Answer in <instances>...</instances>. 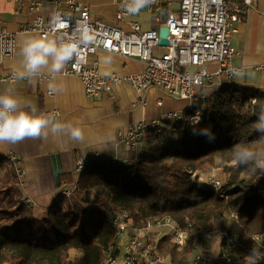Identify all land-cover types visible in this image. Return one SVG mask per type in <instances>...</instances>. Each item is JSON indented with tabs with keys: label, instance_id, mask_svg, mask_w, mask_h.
Instances as JSON below:
<instances>
[{
	"label": "trees",
	"instance_id": "obj_1",
	"mask_svg": "<svg viewBox=\"0 0 264 264\" xmlns=\"http://www.w3.org/2000/svg\"><path fill=\"white\" fill-rule=\"evenodd\" d=\"M211 88L200 103V122L193 123L185 113L149 130L142 139L140 159L132 165L90 162L79 179V190L59 197L42 217L37 208L6 206L7 191L19 179L14 163L1 158L0 264H103L115 240L105 214L124 210L139 225L168 215L186 231L182 248L168 237L158 242L159 251L175 264L204 253L200 247L210 241L203 233L214 228L237 236L235 264L247 261L257 237H264V140L256 131L264 90L238 83ZM193 129H208L214 142L194 135ZM237 144L259 153L258 158L234 165ZM208 167L224 173L226 197L201 178ZM65 179L62 184L75 180L73 174ZM19 212L24 217L15 218ZM73 250L81 254L72 256Z\"/></svg>",
	"mask_w": 264,
	"mask_h": 264
},
{
	"label": "built area",
	"instance_id": "obj_2",
	"mask_svg": "<svg viewBox=\"0 0 264 264\" xmlns=\"http://www.w3.org/2000/svg\"><path fill=\"white\" fill-rule=\"evenodd\" d=\"M19 1L22 3L30 1L33 10L43 4L40 0ZM56 2L59 6L56 13H60L68 20V28L54 32L51 20L46 21L42 15H39L33 23L24 25L21 29L36 32L39 35L58 36L67 32L78 36L79 29L84 26L90 27L94 37L92 43L81 45L82 58H74L67 63L64 70L66 74L81 78L88 96L111 91L113 84L130 81L138 92L157 86L171 96L188 101L184 112L173 111L152 121L134 122L119 132V143L130 147L138 155H140L142 139L149 130L160 129L164 122L181 119L185 113H190L193 123L200 122L202 120L200 103L207 97L209 89L235 83V79L245 72L243 66L233 63V57L237 51L232 45V33L235 30V23L243 18V9L254 7L257 0H180L179 10L170 12L165 23L169 29L167 46L159 44L160 35L157 28H144L136 22L129 29H123L105 21L93 19L90 8L78 0H66L67 11L62 10L64 1L56 0ZM148 6L154 12H158L161 9L160 0H153ZM124 14H126L125 8L118 17L122 19ZM16 49L15 35L6 27L0 26V67L5 57H13L16 54ZM98 50L137 57L145 62V68L141 72L127 76L118 73L102 74L96 66L89 65V57ZM212 65L216 67L212 69ZM259 68H264V65ZM17 73V71L0 73V79L15 81ZM158 104L162 105L163 99L159 98ZM138 155L129 165L139 161ZM6 158L16 166L20 182L23 171L18 165V156L10 153ZM261 164L264 176V156ZM86 166V162L79 159L74 172L82 175ZM201 178L205 179L221 196L226 197L222 192L224 182L221 178L215 174L206 177L203 175ZM78 190L79 182L67 183L62 187L61 194L71 197ZM11 192L12 190L7 191V194ZM22 203L27 207L33 205L29 198L24 199ZM105 219L113 226L115 240L108 247L103 264H175L169 256L159 251L157 246L159 240L168 237L180 248L186 245V231L180 229L168 215L150 219L142 225L135 223L127 210L107 212ZM203 236L210 242L220 241L217 258L198 252L179 264L236 263L234 248L238 245L237 236L218 228L204 232ZM258 239L260 237L256 240ZM261 241L259 251L264 254V240ZM240 264H247V261ZM258 264H264V258H260Z\"/></svg>",
	"mask_w": 264,
	"mask_h": 264
},
{
	"label": "crops",
	"instance_id": "obj_3",
	"mask_svg": "<svg viewBox=\"0 0 264 264\" xmlns=\"http://www.w3.org/2000/svg\"><path fill=\"white\" fill-rule=\"evenodd\" d=\"M40 1L43 4L33 10L30 1L22 3L19 0H0V26L6 27L13 33L17 42L16 54L3 59L0 67L1 74L20 70L22 59L20 46L23 39L30 35H39L21 28L33 23L39 15H42L46 21L51 20V16L59 8L56 0ZM59 1H64L62 10L67 11L66 0ZM78 1L90 8L93 19H99L123 29H129L136 22L144 28L159 29L165 25L164 14L180 8V0H160L161 9L158 12H154L147 6L135 16L129 15L126 11L120 19L118 15L123 8L126 10L128 0ZM232 45L237 51L233 57V63L245 68V72L235 79V83L264 90V68H259L264 65V0H257L254 7L243 9L242 20L235 23ZM104 57H111V63H102ZM89 65L96 66L102 74L118 73L122 76L141 72L145 68V62L137 57L105 50H98L92 54L89 57ZM215 67L216 65L211 66L212 69ZM64 70L65 68L60 73L54 74L43 69L35 76L25 79L17 78L15 81L0 79V93L13 89L22 102L26 100L34 103L37 109L47 114L54 123L79 127L85 137L83 142H76L70 138L67 131L55 135L49 131L46 138L26 139L15 144L0 143V159L10 153L16 154L18 165L23 171L20 182L14 185L15 187L8 195L6 206L13 203H15L14 206L23 204L22 201L29 198L33 202L31 207L38 209L37 214L40 217L46 215L49 208L63 196L61 189L67 183L62 184V181L68 175L73 174L74 182H79L86 169L82 175L74 172L79 159H83L87 165L96 159L129 165L138 154L130 147L119 143V132L134 122L152 121L173 111L184 112L188 106V101L171 96L157 86L138 92L130 81L113 84L111 91L88 96L81 78L66 74ZM159 98L163 99L162 105L158 104ZM141 145L142 151L143 140ZM55 156H58L63 170L60 186L55 180L53 167ZM138 156L140 158V155ZM211 169L219 170L220 168L208 167L207 170ZM6 210L13 212L14 208L7 207ZM14 216L15 218L24 217L20 212L15 213ZM261 240H264V237L257 242Z\"/></svg>",
	"mask_w": 264,
	"mask_h": 264
},
{
	"label": "clouds",
	"instance_id": "obj_4",
	"mask_svg": "<svg viewBox=\"0 0 264 264\" xmlns=\"http://www.w3.org/2000/svg\"><path fill=\"white\" fill-rule=\"evenodd\" d=\"M152 2L153 0H128L126 11L129 15L135 16ZM68 26V20L60 13H54L51 16V27L54 32L66 29ZM93 39L92 29L88 26L79 29L78 36L64 32L58 36L25 37L20 46L22 59L17 78L25 79L35 76L43 69L54 74L60 73L68 62L74 58H82L81 45H88ZM102 63L110 64L111 57L102 58ZM49 131L53 135L67 131L70 138L76 142H83L85 139L82 129L71 124L52 122L49 116L41 113L34 103L26 100L22 102L13 89L0 93V143L15 144L26 139L46 138ZM256 131L264 140V110H261L258 115ZM193 134L204 135L208 137L209 142L215 140V136L208 129H193ZM234 152L232 161L234 165L246 164L259 156V153L240 144L234 146ZM260 258H264V254L253 247L247 257V264H258Z\"/></svg>",
	"mask_w": 264,
	"mask_h": 264
},
{
	"label": "rangeland",
	"instance_id": "obj_5",
	"mask_svg": "<svg viewBox=\"0 0 264 264\" xmlns=\"http://www.w3.org/2000/svg\"><path fill=\"white\" fill-rule=\"evenodd\" d=\"M208 174L204 175V177H206L207 175H211V174H215L216 176H218L219 178L223 179L224 178V173L222 172L221 169H211L210 171L206 172ZM224 180V179H223ZM17 232V231H14ZM261 243L262 241H260L259 243L257 242V244L255 243V247L259 250H261ZM220 250V241H212V242H206L204 244H202V246L200 247V251H203L204 253H207L208 255H211L214 258H217L218 256V252ZM81 252L79 250H73L72 251V256H76V255H80Z\"/></svg>",
	"mask_w": 264,
	"mask_h": 264
},
{
	"label": "water",
	"instance_id": "obj_6",
	"mask_svg": "<svg viewBox=\"0 0 264 264\" xmlns=\"http://www.w3.org/2000/svg\"><path fill=\"white\" fill-rule=\"evenodd\" d=\"M163 5H165V4H163ZM164 10H166V8H164ZM169 14H170L169 12H166L164 14V17H163L164 23H166V21L169 17ZM159 35H160L159 44L162 46H167L169 44V39H168L169 29H168V27L165 25L159 27ZM53 167H54L56 184L58 186H60L61 185L60 176L63 173V170H62L58 156L53 157Z\"/></svg>",
	"mask_w": 264,
	"mask_h": 264
}]
</instances>
